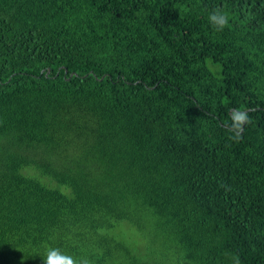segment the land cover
<instances>
[{
	"label": "trees",
	"instance_id": "trees-1",
	"mask_svg": "<svg viewBox=\"0 0 264 264\" xmlns=\"http://www.w3.org/2000/svg\"><path fill=\"white\" fill-rule=\"evenodd\" d=\"M51 249L264 264V0H0V264Z\"/></svg>",
	"mask_w": 264,
	"mask_h": 264
},
{
	"label": "clouds",
	"instance_id": "clouds-1",
	"mask_svg": "<svg viewBox=\"0 0 264 264\" xmlns=\"http://www.w3.org/2000/svg\"><path fill=\"white\" fill-rule=\"evenodd\" d=\"M209 21L217 30H223L228 23V18L225 13L215 11L210 14ZM233 119V126L238 128L244 117L238 114ZM46 264H87V261L74 262L73 257L62 254L58 249H51L48 251Z\"/></svg>",
	"mask_w": 264,
	"mask_h": 264
}]
</instances>
